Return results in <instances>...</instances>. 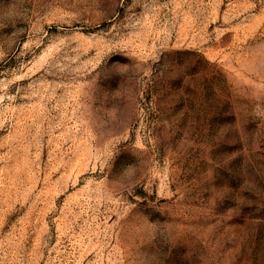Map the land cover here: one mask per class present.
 I'll use <instances>...</instances> for the list:
<instances>
[{
    "label": "rangeland",
    "instance_id": "rangeland-1",
    "mask_svg": "<svg viewBox=\"0 0 264 264\" xmlns=\"http://www.w3.org/2000/svg\"><path fill=\"white\" fill-rule=\"evenodd\" d=\"M0 264H264V0H0Z\"/></svg>",
    "mask_w": 264,
    "mask_h": 264
}]
</instances>
